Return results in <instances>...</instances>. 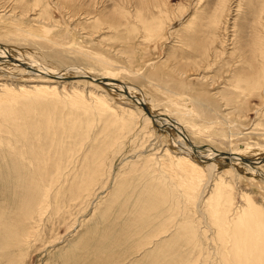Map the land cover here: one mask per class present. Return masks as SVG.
<instances>
[{
	"label": "rangeland",
	"instance_id": "1",
	"mask_svg": "<svg viewBox=\"0 0 264 264\" xmlns=\"http://www.w3.org/2000/svg\"><path fill=\"white\" fill-rule=\"evenodd\" d=\"M13 28L35 39L15 37L22 34ZM263 46L264 0H0V50L15 55L0 51V83L19 102L32 101L28 114L14 109L13 123L35 128L21 138L0 117V264H225L212 210L198 209L205 220L191 210L175 160L159 158L166 161V148L178 157L172 144L182 117L191 144L223 155L215 174L237 170L223 177L233 204L247 192L264 208V171L224 158L235 146L243 159L264 160V86L249 95L243 81L251 71L260 75ZM32 85L67 97L45 94L39 103L18 91ZM77 96L106 99L113 114L83 115L69 105ZM188 111L196 117L182 116ZM185 222L192 253L187 233L175 236ZM230 223L221 231L230 232Z\"/></svg>",
	"mask_w": 264,
	"mask_h": 264
},
{
	"label": "bare ground",
	"instance_id": "2",
	"mask_svg": "<svg viewBox=\"0 0 264 264\" xmlns=\"http://www.w3.org/2000/svg\"><path fill=\"white\" fill-rule=\"evenodd\" d=\"M34 20L37 21L38 19L36 18ZM41 23H44V21H41ZM159 25H161V24H157V26H156V29H155V32L156 33H158L159 31H161L160 30L161 28H160ZM42 28H44V27H42ZM13 29H15L16 31H18L20 34L23 35V36L22 35H17L15 37H18V38H22L23 37L24 38V35H28V36H32L33 37V34L30 33V32L22 31L19 28H13ZM40 29H41V27H40ZM45 31H48V29H45ZM0 51L4 55H7L8 54L9 58L10 57L11 58H14L15 57V55L13 56V54L10 53V52H8V50L6 51V49L3 50V48H2ZM262 54H264V52ZM11 58H10V60H11ZM248 60H250V59H247L246 61H248ZM262 61H264V60H262ZM252 63H250V64H252ZM29 64L32 65L33 62L32 63H29ZM34 64H35V62H34ZM243 65H244V63H243ZM248 66H249V63H248ZM29 67L30 66H28V68ZM251 68H249V70ZM252 70H254V69L252 68ZM246 71H248V69ZM255 71L256 70H254L253 72L255 73ZM253 72L251 71L250 74L248 73L249 75L246 74L245 77L243 78V81L245 83L251 85V86L249 85L250 91H248V89H247L249 95L250 94H253V91H252L253 89L254 90L255 89H258L259 90L261 88V86H264V84H262V83H264V66H262L259 76H257ZM258 73H259V71H258ZM124 74H125V72H124ZM54 75L58 78L59 75H60V73H55L54 72ZM79 76L81 78L83 77L82 74H78L77 77L79 78ZM137 76H139V75H137ZM137 76H135V77H137ZM233 78H231V79H233ZM241 78H239V81L234 82L235 84L232 85L231 88H235L236 89L235 86L237 84H240V82L242 80ZM236 80H238V78H236ZM3 82H5V81H3ZM114 82H113V84H116ZM247 84H246V88H248L247 87ZM241 85H242V83H241ZM243 85H245V84H243ZM7 86H8L7 84L0 83V92H4V93L5 92H8V93H6L8 95L5 96V98L2 97V96H0V117L3 118L4 120L6 119L7 122L10 121L11 122L10 125H12V127L15 128V130L18 132V134L21 136V138H25L28 135L27 131H31V130L33 131L35 128L32 127V129H31V127H29V126H26L24 128L19 127L20 126V121H19V123H17V121H15L13 123V121L10 118V115L16 114V112H15L14 109H17V108H18V111H19L20 114H24V113H27L28 114L29 113V110H30V107H29L28 103H31L32 101L28 98L27 99V101L29 100L28 103H27L26 100L24 102H19L16 99V97H14L11 94L14 91L13 90H10L11 87H9V89H8ZM237 86H239V85H237ZM125 88H126V92H128V93L133 90V88L122 86L123 91H124ZM246 88L244 87V89H246ZM135 89L137 90V88H135ZM26 90H29L31 92L26 91ZM18 91L22 94V96H23V93H27V94L30 93L32 95L35 94L36 97L38 96L37 98H39V99H37L35 101L36 102H39V103H41V101H40L41 99H44L43 97H45V94L51 95V98L52 99L59 98L61 96L62 97H67V95L66 96H63L62 94L61 95L57 94V88L49 87V86H33L32 85V87H29V89L21 88ZM75 99H76V101L69 102V105L72 106V109H74L76 111H80L83 115H87L89 113H93L94 115H96L100 119V116H102L104 114L107 115V114L111 113L110 112L111 111V108L106 103V99H103L102 100L101 98L94 97L92 99L90 98L89 101H86L85 97H82V96L81 97L77 96V97H75ZM184 99H185V97H183L181 100L183 101ZM21 101H23V100H21ZM55 101H57V100H55ZM121 108H123V107H121ZM71 113H72V111H71ZM111 114H113V113H111ZM173 114H175V113H173ZM190 114H191V117H190L191 119L196 117V115L195 114H192L191 111L190 112L188 111L187 114L184 113L182 116H186V118H187V117L190 116ZM70 115H71V117L69 118L70 119L69 122H73L74 121L73 116L74 115L76 116V113L73 112V114H70ZM130 115H131V111H130L129 116ZM112 118H113V116H112ZM128 118L129 117H125L124 120L121 122L122 123V125H121L122 128H126L125 124L126 125L129 124V121H128L129 119ZM93 119H95V118H93ZM183 121H184V119L182 117H180V123H178V126H176V128H175L176 129V132L178 133L179 136H178L177 141H174V144H172V145H175V147H177V149L179 151V153L177 154L178 157L177 156L175 157L174 153H171L170 150H168L166 148V150L164 151L163 155H161V157L162 158H165L166 161H164V159L162 161L159 158L160 163L163 164V163H166L167 161L171 163V162H173L175 160V163H176L175 167H176V169H174L173 171H175V173L177 175V178L178 179H182V182H184L183 188L188 193L187 194V201L190 202L188 206H191L193 204V207H192L191 210H195V212H196L203 204L207 205L208 206V209L210 207V209L212 210L211 211L212 212L211 213V220L213 221V224L216 226V228L218 230L217 231V235H216L217 236V239H219L224 244L225 247H222V248L223 249H226L227 250V254H228V260H225V264H264V208L261 207L260 204H255L252 201L251 197L249 196V194L247 192H243L241 194V196H240L241 197V200H240L239 205H238V203L235 204V205L233 204V197H231L232 194L230 193V191H232L233 188L231 186H228V184H226V181L227 180L224 181L223 177L225 178V176L228 175V176H230L232 178H235L234 177V174L235 173L237 174V172H236L237 170L234 169L232 166H229L230 168L228 170L227 169L224 170V173H226L224 176L221 173L220 174H215L216 167H217V163H216V160L215 159L222 158L223 155H221V154L219 155L218 153H215L216 150H215V152L213 150L212 153L211 152H208V154L205 155V154H203V151L201 150V148L195 147L194 144H191L190 143L191 140L188 137L189 135L187 136L185 134V133H188V132H187L185 126L182 123ZM4 126H6V125H4ZM0 127H2V123L0 124ZM42 129L49 136V134L52 132L51 129H50V121L46 122L45 125H44V127ZM116 132H117V129H116ZM189 133L191 134V132H189ZM248 134H250V133H248ZM262 134L263 133H261V135ZM194 135H195V133H194ZM24 140H27V139H24ZM0 145H2V144H0ZM187 145H190V146L187 147ZM246 145H247V143H246ZM241 147H243V146H241ZM233 148L230 147V153L224 155V158L227 157V159L230 162H233L234 164H238L239 166H244L245 168L251 169L253 171V173H257L258 175H262L261 174V171L262 170L264 171V160H261L259 162H257V161L256 162H253V161H250V160L243 159L242 157H239L240 154H238V153H232L233 151L236 150V149L234 150ZM192 154L193 155H197L198 159L202 161L201 164H203V167L206 170H203L204 169L203 167H202L203 168L202 169V168H200L197 165V163H195L196 160L192 159V157H191ZM164 166H165V164H164ZM166 166L168 167V166H171V165L167 164ZM57 168H59V167L57 166ZM228 172H231V173H228ZM61 173L60 172L58 173V175H61L60 177H62V174ZM237 177L238 176H236V178ZM205 178H206V181H204ZM91 180L92 179H90V176H88L81 183V186L84 185V184H88L89 185ZM249 182H251V184L254 187H255V185L256 186H258L259 184L261 185V183L257 184V181H255L253 179H250ZM229 184H230V182H229ZM181 185H182V183H181ZM36 189L37 190L39 189L38 186H36ZM229 193H230V195H229ZM23 201H22V205H21L20 208L22 209V207H23L24 209H27L29 207V205H26V203H24ZM215 202H219V204L222 202V204H224L225 206H218V204L216 205ZM41 204H43V203H41ZM198 213L201 214L200 216L201 217L203 216V219L205 220V216L201 213L200 210H198ZM24 216H26V215H24ZM216 222H217V224H216ZM222 222H224L225 224H226V222H231L230 223L231 230H229L230 232L221 231V227H222V229L225 227V224H223ZM185 223L182 224V225H180V226H178L177 230L175 231L176 232L175 236L177 235V237H180L181 238L182 237L181 234L184 235V234L187 233V235L185 236V242L184 243L186 244V246H188V249L190 250L189 252L192 253V252L196 251V250H194L195 249V239L192 240L191 237H188V235L192 233L193 228H189L190 225L187 224V223L185 224ZM199 223L202 226L201 229L199 228L200 234H205L206 232L203 230V227L205 228L206 223H201V222H199ZM1 227H2V225H0V229H1ZM12 232H15V229L13 231H8V232L5 231L3 233V235H2V239L9 238L10 237V234ZM207 232H208V230H207ZM199 237L202 238L201 236H199ZM188 243H190L192 245H188ZM1 245H2V243H1ZM207 261H208V259L205 260V262H207Z\"/></svg>",
	"mask_w": 264,
	"mask_h": 264
},
{
	"label": "water",
	"instance_id": "3",
	"mask_svg": "<svg viewBox=\"0 0 264 264\" xmlns=\"http://www.w3.org/2000/svg\"><path fill=\"white\" fill-rule=\"evenodd\" d=\"M97 83H101L102 80H96ZM146 110V109H145ZM147 115H149V113L147 112Z\"/></svg>",
	"mask_w": 264,
	"mask_h": 264
}]
</instances>
